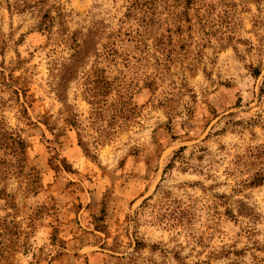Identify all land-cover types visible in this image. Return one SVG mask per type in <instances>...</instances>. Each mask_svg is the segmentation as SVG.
<instances>
[{
    "label": "rangeland",
    "instance_id": "obj_1",
    "mask_svg": "<svg viewBox=\"0 0 264 264\" xmlns=\"http://www.w3.org/2000/svg\"><path fill=\"white\" fill-rule=\"evenodd\" d=\"M2 125L8 264H264V0H0Z\"/></svg>",
    "mask_w": 264,
    "mask_h": 264
},
{
    "label": "trees",
    "instance_id": "obj_2",
    "mask_svg": "<svg viewBox=\"0 0 264 264\" xmlns=\"http://www.w3.org/2000/svg\"><path fill=\"white\" fill-rule=\"evenodd\" d=\"M50 30V27L54 25L53 20L49 21L48 23L44 24ZM46 29V28H45ZM79 49L83 52L84 50V43L83 46H79ZM80 51V50H79ZM0 147L3 149L5 153L8 155L18 158L25 154L26 151V143L22 139L20 135H16V133L12 132L9 133L6 130V127L2 125V131L0 132ZM6 250L0 249V264H8V260L6 259Z\"/></svg>",
    "mask_w": 264,
    "mask_h": 264
}]
</instances>
